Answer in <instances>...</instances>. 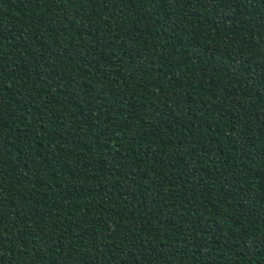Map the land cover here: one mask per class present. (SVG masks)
<instances>
[{
	"label": "trees",
	"instance_id": "16d2710c",
	"mask_svg": "<svg viewBox=\"0 0 264 264\" xmlns=\"http://www.w3.org/2000/svg\"><path fill=\"white\" fill-rule=\"evenodd\" d=\"M0 264H264V0H0Z\"/></svg>",
	"mask_w": 264,
	"mask_h": 264
}]
</instances>
